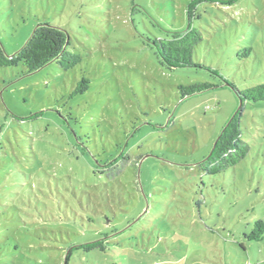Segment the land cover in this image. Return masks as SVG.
Returning <instances> with one entry per match:
<instances>
[{
	"label": "rangeland",
	"instance_id": "374dc122",
	"mask_svg": "<svg viewBox=\"0 0 264 264\" xmlns=\"http://www.w3.org/2000/svg\"><path fill=\"white\" fill-rule=\"evenodd\" d=\"M192 1L0 0L7 55L50 23L82 58L0 67V264H264V235L247 237L264 221V101L240 111L237 95L264 82V0L190 18ZM189 28L195 65L170 69L154 41ZM237 113L250 153L211 174Z\"/></svg>",
	"mask_w": 264,
	"mask_h": 264
},
{
	"label": "trees",
	"instance_id": "16d2710c",
	"mask_svg": "<svg viewBox=\"0 0 264 264\" xmlns=\"http://www.w3.org/2000/svg\"><path fill=\"white\" fill-rule=\"evenodd\" d=\"M201 1L194 0L188 6V14L191 18L196 4ZM236 0H227L226 4L235 3ZM203 40L201 31L189 28L183 32H169L166 38L155 40L154 45L161 56L163 63L168 68H180L195 65L193 55L196 48ZM70 45L69 35L60 27L50 23L39 24L26 44L13 55H7L0 45V67H16L23 64L29 72H34L43 66L56 62L63 69L69 70L81 63V56L68 50ZM250 50H246L249 54ZM76 91L84 92L88 89L87 81L83 79ZM207 88V85H193L183 88L184 96L198 93ZM240 99V111L247 101H264V82L237 91ZM241 116L237 113L222 130L212 154L202 163L206 171L216 174L229 167L236 166L246 159L250 153L249 144L242 139ZM264 235V221L255 222L253 230L248 234L251 240H260ZM85 249L100 248L105 249L104 243L100 240L88 243L83 246Z\"/></svg>",
	"mask_w": 264,
	"mask_h": 264
},
{
	"label": "water",
	"instance_id": "95a60500",
	"mask_svg": "<svg viewBox=\"0 0 264 264\" xmlns=\"http://www.w3.org/2000/svg\"><path fill=\"white\" fill-rule=\"evenodd\" d=\"M216 143H217V141H216ZM216 143L214 144L213 149L215 148ZM211 154H212V151H211L210 155H211ZM67 261H68V256H67V258H66L65 264H67Z\"/></svg>",
	"mask_w": 264,
	"mask_h": 264
}]
</instances>
